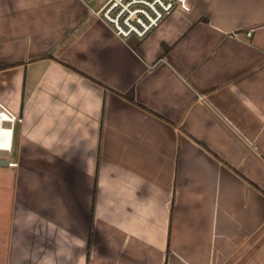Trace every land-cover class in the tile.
Returning a JSON list of instances; mask_svg holds the SVG:
<instances>
[{
  "label": "crops",
  "instance_id": "1",
  "mask_svg": "<svg viewBox=\"0 0 264 264\" xmlns=\"http://www.w3.org/2000/svg\"><path fill=\"white\" fill-rule=\"evenodd\" d=\"M106 1L0 0V264H264V0Z\"/></svg>",
  "mask_w": 264,
  "mask_h": 264
},
{
  "label": "built area",
  "instance_id": "2",
  "mask_svg": "<svg viewBox=\"0 0 264 264\" xmlns=\"http://www.w3.org/2000/svg\"><path fill=\"white\" fill-rule=\"evenodd\" d=\"M192 1L108 0L96 14L120 39L144 40L176 11L191 12ZM247 35L251 36L250 33ZM22 122L19 115L0 102V152L13 151L15 129Z\"/></svg>",
  "mask_w": 264,
  "mask_h": 264
},
{
  "label": "rangeland",
  "instance_id": "3",
  "mask_svg": "<svg viewBox=\"0 0 264 264\" xmlns=\"http://www.w3.org/2000/svg\"><path fill=\"white\" fill-rule=\"evenodd\" d=\"M90 1H92L93 3H95V2H98V1H101V2H102V1H104V0H90ZM107 1H108V0H107ZM107 1H106V2H107ZM257 1H259V0H257ZM106 2H105V3H106ZM102 3H103V2H102ZM232 3H233V2H232ZM256 30L258 31V30H261V29H259V26H257L256 28H253V30L247 32V34L250 33L251 36H252V31L255 32ZM247 36H248V35H247ZM251 36H250V37H251ZM7 155H9V154H8V153H4V152H0V156H1V157L6 158ZM8 157H9V156H8ZM11 159H12V158H11Z\"/></svg>",
  "mask_w": 264,
  "mask_h": 264
},
{
  "label": "water",
  "instance_id": "4",
  "mask_svg": "<svg viewBox=\"0 0 264 264\" xmlns=\"http://www.w3.org/2000/svg\"><path fill=\"white\" fill-rule=\"evenodd\" d=\"M9 165V162L7 159L0 158V167H7Z\"/></svg>",
  "mask_w": 264,
  "mask_h": 264
},
{
  "label": "trees",
  "instance_id": "5",
  "mask_svg": "<svg viewBox=\"0 0 264 264\" xmlns=\"http://www.w3.org/2000/svg\"><path fill=\"white\" fill-rule=\"evenodd\" d=\"M128 98H129L131 101H134V93L131 92V94L128 95Z\"/></svg>",
  "mask_w": 264,
  "mask_h": 264
}]
</instances>
